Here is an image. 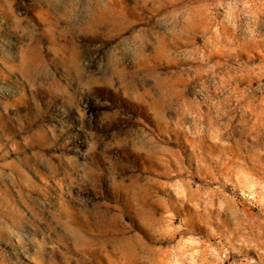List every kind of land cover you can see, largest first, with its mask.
Masks as SVG:
<instances>
[{
  "label": "rangeland",
  "instance_id": "1",
  "mask_svg": "<svg viewBox=\"0 0 264 264\" xmlns=\"http://www.w3.org/2000/svg\"><path fill=\"white\" fill-rule=\"evenodd\" d=\"M0 264H264V0H0Z\"/></svg>",
  "mask_w": 264,
  "mask_h": 264
}]
</instances>
